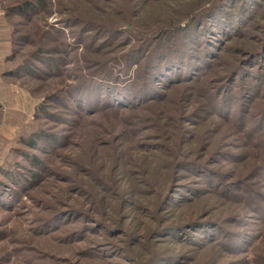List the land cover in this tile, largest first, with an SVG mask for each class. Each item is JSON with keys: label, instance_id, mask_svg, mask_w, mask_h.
Here are the masks:
<instances>
[{"label": "rangeland", "instance_id": "374dc122", "mask_svg": "<svg viewBox=\"0 0 264 264\" xmlns=\"http://www.w3.org/2000/svg\"><path fill=\"white\" fill-rule=\"evenodd\" d=\"M0 264H264V0H0Z\"/></svg>", "mask_w": 264, "mask_h": 264}, {"label": "trees", "instance_id": "16d2710c", "mask_svg": "<svg viewBox=\"0 0 264 264\" xmlns=\"http://www.w3.org/2000/svg\"><path fill=\"white\" fill-rule=\"evenodd\" d=\"M26 8H28L29 6L26 4V6H25Z\"/></svg>", "mask_w": 264, "mask_h": 264}]
</instances>
